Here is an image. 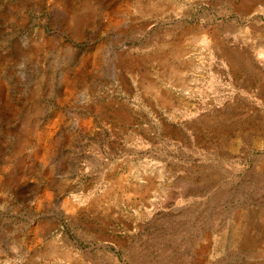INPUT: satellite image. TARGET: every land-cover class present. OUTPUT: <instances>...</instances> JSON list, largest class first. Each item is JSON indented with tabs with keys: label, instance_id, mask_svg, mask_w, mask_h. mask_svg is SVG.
Instances as JSON below:
<instances>
[{
	"label": "rangeland",
	"instance_id": "1",
	"mask_svg": "<svg viewBox=\"0 0 264 264\" xmlns=\"http://www.w3.org/2000/svg\"><path fill=\"white\" fill-rule=\"evenodd\" d=\"M0 264H264V0H0Z\"/></svg>",
	"mask_w": 264,
	"mask_h": 264
}]
</instances>
